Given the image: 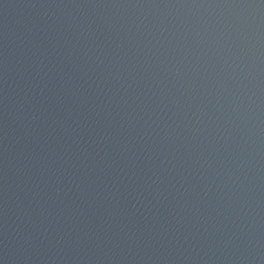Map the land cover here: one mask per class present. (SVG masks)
<instances>
[{"label":"clouds","instance_id":"9594fccd","mask_svg":"<svg viewBox=\"0 0 264 264\" xmlns=\"http://www.w3.org/2000/svg\"><path fill=\"white\" fill-rule=\"evenodd\" d=\"M71 6L186 11L177 12L175 18L163 16L158 22H149L147 17L137 18L135 27L109 22L108 30L114 35L104 33L102 39L89 23L79 27V33L72 34L74 39H65L68 47L61 46L62 51L53 48L62 63L67 60L76 66L77 60L72 57L77 42L81 38H92L91 43L79 49L78 59L83 64L107 69L98 81L93 80L106 98L104 106L95 102L88 105L89 115L84 121L79 116H73L90 99L82 84L71 85L75 89L73 97L79 98L78 104L75 101L62 102L70 120L67 128L71 129V144L65 152L75 145L84 159L79 165L70 162L64 170L70 172V184L64 185L56 178L55 192L59 203L67 207V198L81 209L76 218L87 226L84 236L88 241L97 243L102 241L95 230L96 225L83 211L84 205L73 200L69 193H84L87 196L85 204L89 206L108 202L107 215L102 217L100 230L104 240L112 245L109 251L113 255L105 253V258L109 260L115 259L116 250L123 251L121 243L138 248L140 243L150 242L151 237L148 241L144 240L143 230L123 219L136 215L139 210L134 201L146 200L145 193L152 197L156 202L153 207L157 208L164 206L168 197L172 196L178 209L173 219L178 226L184 221L182 212L198 217L201 223L193 224V228L199 235H193L197 240L203 238V244L208 245L205 255L207 252L214 255L215 251L224 254V248L229 244L233 254L241 251L242 245L249 251L254 250L260 243L257 233L261 221L259 201L254 196L259 189L250 177L256 173L264 179V164H261L264 160V0ZM68 27L72 28V25ZM48 43L51 44V41ZM46 60L47 56L42 54L33 79L59 67L53 65L45 72ZM91 71L95 72L96 68ZM58 74L61 88L73 80V76L62 68ZM84 75L93 79L87 72ZM109 76L119 85L111 95V89L105 87ZM138 81L144 83L145 89L136 88ZM44 88H47L46 83H43L41 93ZM116 92H120V100L113 108L111 101ZM7 99L5 93L6 102ZM38 112L39 109H36L28 117L31 123L26 135L37 133L35 122L40 118ZM91 113L95 116L92 117ZM88 119H92L94 124H100L101 119L106 122L100 125L99 131L93 129L96 131L91 141L96 146L94 151H89L91 144L79 135L82 123H87ZM56 123L53 120V124ZM137 125L143 129L142 132ZM134 129L135 135L132 134ZM7 137L6 126V140ZM136 144H143L142 152L134 149ZM106 145L113 146L115 150L110 152ZM8 151L6 144L5 152ZM27 159H31V154ZM7 164L6 159V169ZM141 164L144 168L138 173ZM109 173L112 175L109 176ZM54 176L56 171L52 169L49 179ZM165 177L169 178L168 183H165ZM121 185L131 191L124 195L119 190ZM42 192L43 189L36 192V196L43 199ZM36 205L42 213L46 211L40 200L36 201ZM28 215L31 216V212ZM50 215L52 213H47V216ZM156 215L158 212L153 213V216ZM47 216L44 218L47 219ZM115 216H120L123 222L115 224ZM69 231L72 229L69 228ZM39 235H25L21 239L31 244ZM66 235L57 233L56 242L62 243ZM74 239L79 245L82 239L80 233H75ZM221 242L224 248L216 247ZM203 244L200 247L193 245L196 255L203 250ZM128 252H133V248L129 247ZM12 258L6 240L0 264H9ZM131 258H136L134 252ZM225 258L232 259L226 254Z\"/></svg>","mask_w":264,"mask_h":264},{"label":"water","instance_id":"95a60500","mask_svg":"<svg viewBox=\"0 0 264 264\" xmlns=\"http://www.w3.org/2000/svg\"><path fill=\"white\" fill-rule=\"evenodd\" d=\"M153 2L177 3L192 2V0H0V257L4 256L7 240L13 256L9 260V264H264V179L259 178L260 174L253 173L250 177L259 189L254 192V196L259 201L258 210L261 222L257 235L260 243L251 251L242 245V255L241 251L233 254L230 244L224 248L223 242L216 247L224 248V254L215 251L214 255L212 252H207L205 255L208 245L203 244V238L197 240L193 235L196 233L193 224L201 223L198 217L182 212L184 221L178 226L173 219L178 209L172 196L168 197L164 206L157 208L153 207L156 202L145 193L146 200L134 201L139 210L136 215L123 219L143 230L144 240L148 241L151 237L150 242L140 243L138 248L136 245L121 243L123 251L116 250L115 259L109 260L105 258V253L108 256L113 255V252L109 251L112 245L104 240L100 230L102 217L107 215L108 202H97L89 206L85 204L87 196L84 193H69L73 200L84 205L83 211L96 225L95 230L102 242L93 243L84 236L87 226L82 225L76 218L81 209L76 208L67 198H65V204L68 206L65 207L59 203L56 197V178L58 177L64 185L70 184L72 182L70 172L64 170L69 167L70 162L74 161L79 165L80 161L84 159L83 155L76 150L75 145L65 152V148L71 144V129L67 128V123H70V120L64 112L62 102L73 103L75 101L78 104L79 98L78 96L73 97L72 93L75 89L71 85L77 82L82 84L87 89V96L90 99L88 104L79 107L73 116H79L81 121H84L85 117L89 115L88 105L95 102V104L104 106L106 98L93 80L98 81L100 76L107 73V69H104L103 66L83 64L78 59L79 49L83 48L85 44L91 43L92 38L88 40L81 38L77 42L72 57L77 60L76 66L69 64L67 60L62 63L61 57L56 55V51H62L61 46L68 47L65 44V39H74L72 34L79 33V27L89 23H91L93 31L102 39L104 33L114 35L108 30L109 22L118 25L132 24L135 27L134 22L137 21V18L147 17L149 22H158L163 16L175 18L177 12L186 11L110 6L74 8L71 5H127ZM55 5H59V7ZM69 24L72 25V28L68 27ZM49 40L51 44L48 43ZM53 48L56 51H53ZM42 54L47 56L45 72L53 65L59 66L48 72L47 75L41 73L43 83L47 84L43 93L40 91L43 88L41 78L33 79L35 71L40 66ZM5 63H7V68H5ZM60 68L73 76V80L65 84L63 88L60 86V75L58 74ZM92 68H96V71L92 72ZM85 72L93 79H88L84 75ZM105 87L111 89L109 92L111 95V92H115L119 85L109 76ZM136 88L138 90L145 89V85L138 81ZM5 93L8 96L7 102ZM25 93H27V97H25ZM119 100L120 92H116L111 101L113 108L117 106ZM5 103H7V109ZM150 107H155V105H150ZM36 109H39L37 115L40 117L35 122L38 131L29 136L26 135L31 123L28 117ZM91 116L94 117L95 113H91ZM53 120H56L57 123L53 124ZM101 124H106V122L101 119L100 124H94L92 119H88L87 123H82L79 135L91 144L96 135V131L93 129L99 131ZM6 126L7 140L5 139ZM137 128L141 132L143 131L140 125H137ZM132 134H136L135 129ZM6 144L9 147L7 153L5 152ZM95 148V144H91L89 151H94ZM106 148L110 152L115 150L111 145H106ZM134 149L137 152H142L143 144L134 145ZM29 154H31L30 160L27 159ZM6 159L8 161L7 169ZM261 164H264V160L261 161ZM142 168H144L143 164H141V168L137 169V172L141 173ZM52 169H55L56 176L49 179ZM262 173H264V169H262ZM111 175L109 173V176ZM77 176H79V172H77ZM164 179L165 183H168L169 178L165 177ZM37 184L39 187H34ZM199 187L197 185V190ZM41 189H43L41 193L43 199L36 196V192ZM169 189L171 190L170 184ZM119 190L124 195H127V191H131L130 189L126 190L124 185H121ZM37 200L43 204L45 212L42 213L40 207L36 205ZM148 201H152V203H148ZM28 212H31V216L28 215ZM49 212L52 215L47 216ZM157 212L158 215L153 216V213ZM45 216L47 219L44 218ZM113 222L120 224L123 221L120 216H115ZM208 227L212 231L211 224ZM45 228L48 229L47 232L44 231ZM69 228L72 231H69ZM201 231H203L202 228ZM77 232L82 237L79 245L74 239V234ZM38 233L40 235L31 244L25 243L21 239L25 235L36 237ZM57 233L67 234L62 243L56 242ZM201 244H203V250L199 255H196L193 245L200 247ZM129 247L133 248L135 259L131 258L133 252H128ZM225 254L232 259H226ZM193 257L195 258L193 259ZM236 257L241 258L237 259Z\"/></svg>","mask_w":264,"mask_h":264}]
</instances>
